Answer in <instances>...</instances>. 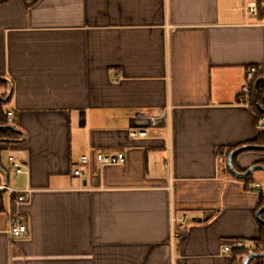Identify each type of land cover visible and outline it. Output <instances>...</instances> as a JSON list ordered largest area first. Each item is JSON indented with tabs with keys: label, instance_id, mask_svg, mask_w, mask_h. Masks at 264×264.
<instances>
[{
	"label": "crops",
	"instance_id": "crops-1",
	"mask_svg": "<svg viewBox=\"0 0 264 264\" xmlns=\"http://www.w3.org/2000/svg\"><path fill=\"white\" fill-rule=\"evenodd\" d=\"M258 4L0 0V90L18 133L0 140V264H244L264 170L248 182L223 162L260 131L239 101L264 62ZM117 152L125 162L98 167L97 153ZM257 164L264 151L236 157ZM16 219L27 236L11 235Z\"/></svg>",
	"mask_w": 264,
	"mask_h": 264
},
{
	"label": "built area",
	"instance_id": "built-area-1",
	"mask_svg": "<svg viewBox=\"0 0 264 264\" xmlns=\"http://www.w3.org/2000/svg\"><path fill=\"white\" fill-rule=\"evenodd\" d=\"M264 4V3H263ZM257 8L252 5L249 7V11L252 13H255ZM258 72H264V62L259 64V65H254L251 66L247 72V77L249 82L244 84L242 86V89L240 91L239 95V101L242 103H251V88H250V82L254 80L256 77V74ZM8 118L10 124L14 123V114L12 111L8 112ZM259 127L260 129H264V116H261L260 122H259ZM148 131L144 128L141 129H132L131 130V135L133 137H147L148 136ZM12 161V165L14 167L15 173L16 174H21L24 172V163L20 160H17L14 156L10 157ZM126 160V155L124 152H117L113 154H106V153H97L96 154V162L98 167H104L105 165L108 164H119L123 163ZM82 161L84 163H88L90 161L89 156L84 155L82 157ZM76 175H82L83 172L81 169L75 170ZM5 190L9 191L10 194H15L16 195V200L18 203H24L27 202L29 199V192L30 189H25V190H17L16 188L10 186L9 184H5L2 186ZM254 188L257 190L258 185L255 184ZM174 221H179L181 224H185L187 222L186 216H182L180 218H174ZM10 233L14 238H20L28 235V226L26 223L20 221V220H14L11 228H10ZM236 247H243L244 243L242 241H236L235 243ZM224 252H229L231 250V246L227 245L224 247Z\"/></svg>",
	"mask_w": 264,
	"mask_h": 264
},
{
	"label": "trees",
	"instance_id": "trees-1",
	"mask_svg": "<svg viewBox=\"0 0 264 264\" xmlns=\"http://www.w3.org/2000/svg\"><path fill=\"white\" fill-rule=\"evenodd\" d=\"M32 1H34V0H32ZM263 1L264 0H258V2H259L258 5L259 6H258V10L257 11H258V15L260 17H264V7L262 6V2ZM260 78H262V79L260 80L259 85H258V97H259V102L264 107V72H258L256 74V77L254 78V80H252L250 82V88H251V105L254 108V110H256L258 115L261 117V116H264V114L258 110L257 104H256V102L254 100V93H253L254 85L257 82V80H259ZM0 85L1 86L2 85H7L6 82H4L2 80L1 77H0ZM7 96H8V91H6L5 93H2L1 90H0V140H2V141L3 140L11 141L12 139H14L18 135L16 130L10 126V122H9V118H8V112H7L6 107H5V104H6L5 98ZM248 144L264 145V129H260L257 139L255 141H253V142L248 143ZM234 149H236V148H229L224 153L225 157H224V162L223 163L225 164V167H226V169L229 172H230V170H229V166H228V157H229L230 153ZM237 156H235V158H234V166L240 172L247 171V169L242 170V169L238 168V166L236 165V157ZM252 175H253V173H251L250 175H248V176H246V177H244L242 179H244V180H246L248 182H251ZM263 206H264V197L261 199L257 210H259ZM0 209H2L1 197H0ZM262 217L264 219V213H263ZM259 227H260V236L254 242V249H253L254 252H264V224L259 222ZM239 252L241 254H243L244 257L245 256L247 257L251 253L249 250H246L244 248H240ZM252 260L257 261L258 264H264L263 258H254Z\"/></svg>",
	"mask_w": 264,
	"mask_h": 264
},
{
	"label": "water",
	"instance_id": "water-1",
	"mask_svg": "<svg viewBox=\"0 0 264 264\" xmlns=\"http://www.w3.org/2000/svg\"><path fill=\"white\" fill-rule=\"evenodd\" d=\"M262 78H260L259 80H257V82L254 85V89H253V93H254V100L257 104V108L260 112H262L264 114V107L261 105V103L259 102V97H258V85L259 82ZM8 82H10L9 80H6ZM12 91V90H11ZM11 94V92H10ZM9 94V95H10ZM248 150H260V151H264V145H256V144H248L239 148L234 149L229 157H228V166H229V170L231 171V173L236 176L237 178H244L248 175H250L251 173H253L256 170H264V165L263 164H257L254 165L250 168L247 169V171L245 172H240L236 169V167L234 166V158L235 156H237L238 154L244 152V151H248ZM264 213V206L262 208H260L257 212V220L264 224V219L262 217ZM254 258H264V252H253L250 253L244 260V264H250V261Z\"/></svg>",
	"mask_w": 264,
	"mask_h": 264
}]
</instances>
